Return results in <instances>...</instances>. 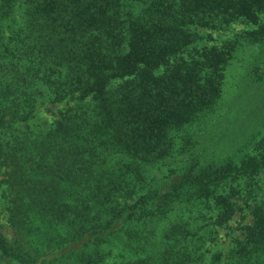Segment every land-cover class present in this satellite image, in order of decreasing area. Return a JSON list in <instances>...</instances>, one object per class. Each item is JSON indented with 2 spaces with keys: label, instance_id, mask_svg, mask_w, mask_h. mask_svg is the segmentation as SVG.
<instances>
[{
  "label": "trees",
  "instance_id": "trees-1",
  "mask_svg": "<svg viewBox=\"0 0 264 264\" xmlns=\"http://www.w3.org/2000/svg\"><path fill=\"white\" fill-rule=\"evenodd\" d=\"M16 7L21 23L8 27ZM262 11L264 0H0V183L12 231L7 238L0 227V264H107L103 246L114 242L126 253L115 264L192 262L204 236L171 214L212 199L216 224L229 220L230 195L216 192L239 168L242 176L264 171V135L251 144L255 155L192 159L148 184L147 169L170 155L173 133L200 130L214 114L228 53L211 45L188 60L167 58L193 41L194 20L255 21ZM248 36L264 49V23ZM158 62L166 67L156 74ZM256 72L252 84L264 90ZM37 81L54 101L74 103L46 132L19 133ZM248 208L230 264H264V196Z\"/></svg>",
  "mask_w": 264,
  "mask_h": 264
},
{
  "label": "rangeland",
  "instance_id": "rangeland-1",
  "mask_svg": "<svg viewBox=\"0 0 264 264\" xmlns=\"http://www.w3.org/2000/svg\"><path fill=\"white\" fill-rule=\"evenodd\" d=\"M5 23L8 27H18L21 23L20 8L16 7L13 16ZM262 23L264 11L258 13L255 21L242 17L227 19L215 15L190 22L189 28L194 34L193 41L168 56L167 61L172 64L188 60L193 50H201L204 46L216 45L226 51L228 56L223 67L221 98L204 128L197 130L196 126H189L188 130L173 133V149L170 155L163 162L147 169L148 184L153 177L162 179L170 171L178 172L192 159L194 162L227 158L238 161L245 152L256 154V150L252 148L254 145L251 144L264 135V126L261 124L264 115V108H261L264 90L252 84L254 80L250 75L256 71L264 74V49L250 40L248 33ZM10 32L9 28H4L3 36L7 37ZM6 59L0 50V63ZM165 67V62H158L152 69L158 74ZM120 81L121 78L115 76L110 79L109 86L114 87ZM35 87L37 95L32 116L25 125H16L19 133L27 131L29 135H38L46 132L52 127L58 113L74 103L73 100L67 99L54 101L50 88L41 81H37ZM82 100L85 104L90 102L89 96ZM259 101L261 103H258ZM189 136L192 138L187 143ZM1 177L0 174V179ZM148 186L145 185L138 194L144 193ZM222 188V191L216 193L229 194L234 204L233 215L224 223L216 224V210L213 208L212 199L206 204H199L198 207H178L170 216V220L176 216L187 220L189 227L198 236H204V240L195 242L193 261L189 264H213L214 255L218 256L217 264L231 263L236 243L243 239L244 227L251 223L248 207L264 196V171L242 176L239 168L235 180ZM5 195V185L0 183V227L4 235L10 238L12 231L6 219ZM103 251L107 264L118 263L126 257V253L115 242L103 246Z\"/></svg>",
  "mask_w": 264,
  "mask_h": 264
}]
</instances>
